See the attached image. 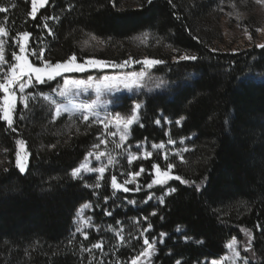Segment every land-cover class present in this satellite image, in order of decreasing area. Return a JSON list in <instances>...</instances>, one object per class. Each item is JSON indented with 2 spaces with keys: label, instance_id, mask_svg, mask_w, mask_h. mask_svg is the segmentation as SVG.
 <instances>
[{
  "label": "trees",
  "instance_id": "16d2710c",
  "mask_svg": "<svg viewBox=\"0 0 264 264\" xmlns=\"http://www.w3.org/2000/svg\"><path fill=\"white\" fill-rule=\"evenodd\" d=\"M18 4L7 19L10 41L20 31L31 32L33 41L46 33L43 16L60 17L51 26L55 39L45 52L53 63L73 52L80 59L96 56L121 61L132 51L129 39L148 28L167 36L173 49L198 57L157 67L161 73L170 68L177 77L188 72L198 76L172 101L161 95L146 97L140 116L143 126L132 129V142L163 140L165 132L155 123L163 113L185 117L182 134H196L188 162L176 170L196 184L177 181V192L152 217L150 238L160 233L174 236L154 264H175L176 260L201 264L204 258L224 254L231 238L241 237L245 230L253 233L254 264H264V82L243 80L249 72L264 73V49L213 50L197 33V0H172L171 4L157 0L150 5L147 0H116L115 7L111 0H50L35 20L28 15L30 0ZM69 4L74 5L72 11ZM89 36L104 43L91 40L87 45ZM154 48L149 55L164 59L163 46ZM65 121L71 119L65 115L53 123L50 115L35 111L25 123L17 118L14 132L0 120V147L6 150L0 163V264H81L80 243L71 236V229L76 210L94 197L85 182L70 173L85 158L102 127L76 119L78 129L69 130ZM17 139L26 140L31 152L25 174L15 167ZM180 227L192 241L176 235ZM119 254L125 260L132 255L127 250Z\"/></svg>",
  "mask_w": 264,
  "mask_h": 264
},
{
  "label": "rangeland",
  "instance_id": "374dc122",
  "mask_svg": "<svg viewBox=\"0 0 264 264\" xmlns=\"http://www.w3.org/2000/svg\"><path fill=\"white\" fill-rule=\"evenodd\" d=\"M19 1L20 0H0V6L9 8V11L7 13H0V26H4L7 28V19L10 17L11 12L19 6ZM13 4L15 5V7L12 6ZM196 5L199 6L197 33L205 37L206 41H208L213 50L219 52H239L251 49L253 47L260 48L257 45L264 44V3L257 2V0H197ZM58 22H60V19L48 21L50 28L52 25L54 26ZM51 29L53 30V28ZM257 29H261V31H257ZM53 33L54 35L50 36L48 35V32L46 30L45 34L35 37L33 41L31 38L30 47H36L37 49H39L41 46H44L47 48L50 41H53L55 39L54 30ZM144 33H147L148 35L145 36ZM249 35L251 36V39H249ZM166 37L167 36L152 28L142 30L138 34H134L129 39V47L132 51L130 52V55L126 57V59L131 57L138 60H142L145 57L162 59L159 57L157 58L154 56H150L149 52L153 51L155 49L154 47L163 46L165 52H163L164 59L162 60H165L166 63L157 65L152 69H146L141 64H132L125 68L108 67L103 70L93 69L85 73L66 74L64 78L67 79L86 80L89 77H92L94 78L93 84L87 90L77 89L75 86L69 85L68 87L70 95L68 97H60L58 94H54L56 100L64 105H67L68 107H73L74 105L88 104L93 100L98 99L99 106L95 109V111L101 117L114 113L115 111H119L121 115L129 116L132 114L131 109L133 103L139 102L142 104L143 108L145 99L148 96L161 95L164 96L168 101H172L179 93V91L190 86L198 75L195 72H188L183 77H177L176 73L173 74V70L172 74L170 73L171 69L168 67L167 68L169 72L167 73H161L157 71L158 66H166V64L169 63H177L174 58L183 53L192 54L189 52L173 49L171 46V42H166ZM4 39H6L7 41L5 45V57L6 59L10 60L11 51L16 50L15 45L12 43V41L9 40V36ZM91 40L92 38L89 36L86 39V44L88 45V42ZM97 44L99 45L100 43L97 42ZM93 57L98 58L96 56ZM31 59L35 61L34 57H32ZM126 59H123L121 61L106 59L104 60L115 63H122ZM36 62L39 63L38 61ZM134 71H147L148 75L142 81L144 87L135 88L134 90L129 91L124 89L122 85L114 89L104 88L103 86H101V91L97 93L96 86L97 84H100L103 76H124ZM243 80L249 82H264V73H261L259 71L249 72L244 76ZM57 84L62 85V78L57 77L55 81H51L47 85H40L38 88L32 91H35L37 93L43 91L47 93L50 88L56 87ZM57 91H59V89ZM117 100L119 102L114 103V101ZM69 101H71V103ZM19 105L20 104L18 103L17 114L23 111L21 105L19 108L20 111L18 110ZM30 107L32 110L24 113L26 118L24 120H20L21 123L27 122L31 118L32 113L35 111L41 112L43 116L50 115L52 119V111L48 105V102L40 100L35 104H31ZM65 115L67 114H62L61 117ZM68 117L69 119H71V121H65L64 127L68 128L69 130L78 129L77 127L79 126V124L77 123L76 119H82L81 113L76 112L74 116ZM180 118L181 117L168 116L163 113L159 114L158 120H160L161 123L157 125L160 130L165 132L166 135L165 138L160 141L144 139L139 142H132V129L135 126L133 125L130 138L125 147H130L131 151L135 153L138 151L136 145L141 144L144 145L147 150L152 151L153 156L150 160H136L131 165L127 163V155L124 154L121 149H116L115 145L112 143L113 139H116L118 141V137L113 138L111 136H107L102 125L96 123L102 127L101 134H105V138L108 139L109 143L107 145V148H105L104 145H101L99 149L93 150L91 146L89 151H108L113 156H116L118 162L115 163L114 166H110L108 171L105 172L104 179L100 181V188L97 189L94 187H87L94 197L93 201H86L83 203L85 204L90 202L93 205L92 208L86 209L83 213V219H88L92 224V227L85 229V231L88 233V242H86L84 236L81 233L76 232L77 226L81 223V217L78 210L83 204L75 212L71 229V236L76 240L75 242H77L78 244L80 243L81 253L78 255V259L81 264H101V262H103V264H117V262H119V264H130L131 260L140 251L143 250L144 246L142 244V238L138 239V237L141 236L142 229L147 227V223H151L153 217L151 216V212H158L160 207L165 204L164 203L163 205H160L155 196L162 195L167 187H176L177 182L176 180H171L167 185L163 187L157 185L152 189H148L147 187H145V185L149 183L153 178L151 164L160 163L163 167L164 161L162 159V155L164 151H168L169 153H171L173 149L187 148L188 151L182 153L184 156V162H181L178 157L170 155V161L176 165L173 174L178 175V173L176 172L177 167L188 162L191 153L195 148L194 140L196 138V134L192 133L189 135H183L181 128L185 119L181 122L182 126L178 127L175 123ZM166 121H171L172 123L168 124L166 123ZM112 130L114 129L110 126L109 131ZM169 132L171 138L177 142L175 146L167 144L169 136L166 133ZM181 139L184 140L183 144L180 143ZM161 142L165 144V149L156 150L151 147L152 144H159ZM96 143H99V140H96L94 144ZM5 153V148L0 147V163L3 160V156L5 155ZM86 159L90 161V167L99 166V163L95 161L94 156L88 157L86 154L85 158L76 167H78ZM106 159L107 157H102V160L106 161ZM141 166L145 168V173L137 178V182L141 185V191H130L127 193L119 191L113 194V189L110 186L111 175H117L118 181L122 182L124 179L130 178L127 176V173L129 171H138L139 167ZM82 176L83 179L81 180L85 182V185H94L96 183V180L98 179L97 173L82 172ZM128 187L134 188L135 185L130 184L128 185ZM153 193L155 194L154 198L151 201H148V203H144L143 201L147 198V196ZM105 197H107V203H105ZM166 199L167 197L165 198V201ZM128 200H135L137 203L135 205H130L128 203ZM107 211L112 212V215H107ZM145 216L149 218L148 221H145L143 219V217ZM137 220L140 221L139 225L136 224ZM110 228L115 230H119L121 228L124 229V232L122 234L125 236L126 243L120 244L115 236L114 231L109 230ZM177 229L176 235L182 236L183 241H192V237L186 236L185 228L180 227L179 231ZM246 231H250L252 233L251 230H245L244 235H241V237L234 236L226 244V251L224 254L218 255L214 258H204L201 261V264H210V262L214 259L220 261L223 260L224 257H231V252L228 249L227 245L232 240L237 241V250L240 251L241 258H245L247 264H254V259L253 257H251L252 255L250 251H246V249H249L251 247L253 239L251 240V242H249V237L246 235ZM172 237L174 236L167 234L163 238V244L159 243L160 236L153 238L149 237V239L150 241L156 242L159 254L162 248L167 247L166 241ZM185 237H187V239H185ZM73 238L71 240H73ZM174 240H177V238H174ZM99 241H103L104 243L103 251L93 249L92 255H89L88 252H85L83 250L84 248H91L93 243ZM123 250H127L129 251V253H132V255L127 260L120 258L119 256V253H121ZM93 257H95V259H93ZM155 258L156 256L153 257V264L155 262ZM225 264H230V262L225 261ZM235 264H239V261L235 262Z\"/></svg>",
  "mask_w": 264,
  "mask_h": 264
},
{
  "label": "snow or ice",
  "instance_id": "6c2138e0",
  "mask_svg": "<svg viewBox=\"0 0 264 264\" xmlns=\"http://www.w3.org/2000/svg\"><path fill=\"white\" fill-rule=\"evenodd\" d=\"M257 2L264 3V0H257ZM31 10L28 15L32 20L37 18V13L40 9L45 8L49 4V0H30ZM113 7H115L116 0H111ZM147 3L152 4V0H147ZM169 3H172V0H169ZM15 7V5H12ZM74 5H68V11H72ZM9 11L8 7L0 6V13H7ZM58 16H43L42 27L47 30L48 35H54L53 30L50 28L48 21L50 20H59ZM257 31H261V29H257ZM147 36V33H144ZM9 36V30L0 26V120L6 123V126L12 131H17L14 128L15 120L18 118L19 120H24L26 117L24 115L25 112L31 111V104H35L36 102L42 100L48 102V105L52 111V122L55 121L62 116V114H67L68 116H74L76 112L81 113L82 121L87 124L90 120L93 123H99L102 125L105 130V134L107 136H111L113 138L118 137V141L113 139L112 143L115 145L116 149H121L124 154L127 155V163L131 165L136 160H150L153 156V152L147 150L144 145L137 144V152H132L130 147H125L127 144L131 129L133 125L140 124V112L142 109V104L139 102H134L131 115L124 116L121 115L119 111H115L109 115L101 117L95 109L99 106V101L93 100L91 103L84 105H74L73 107H68L56 100L54 94H58L60 97H68L70 95L69 85L75 86L77 89H85L87 90L93 84L94 78L89 77L88 79H67L64 78L66 74L71 73H85L90 70H103L108 67L113 68H125L132 64H141L146 69H152L157 65H161L166 63L165 60L149 58L145 57L142 60L128 58L124 60L122 63H115L106 61L104 59L95 58L93 56L84 57L83 59L78 58L77 54L73 52L66 59L61 61H57L53 63L51 60L45 58V52L47 48L41 46L39 49L36 47H30V40L32 38V33L29 31H20L16 33L14 37H12V43L15 45V49L10 53V60L5 57V45L7 43L6 39ZM92 40H96L98 43H104L102 40H98L96 36L91 37ZM249 39L251 36L249 35ZM87 43V41H85ZM258 47L264 49V44L257 45ZM35 58V61L31 59ZM176 62L179 61H195L198 57L195 54L183 53L178 57L174 58ZM38 61L39 63H37ZM148 75L147 71L141 72H131L128 75L124 76H103L100 84H97L96 91L99 93L101 91V86L104 88L114 89L123 86L126 90H134L135 88L144 87L142 81ZM57 77L62 78V85L57 84L56 87L50 88V90L45 93L43 91L37 93L32 91L38 88L40 85H47L51 81H55ZM59 89V91H57ZM19 94V95H18ZM71 103V101H69ZM119 101H114V103H118ZM20 104L23 111L17 115V104ZM38 106V105H37ZM184 117L178 119L175 123L176 125L182 126V120ZM156 124H160V120L155 121ZM166 123L171 124V121H166ZM110 126L114 129L109 131ZM105 134H101L97 137L99 143L93 144V150L99 149L101 145H104L107 148L109 143L108 139L105 138ZM169 138L167 144L176 145V141L171 138L170 132L166 133ZM180 143L183 144L184 140L181 139ZM16 151H15V167L18 169L20 174H25L28 172L29 167V157L31 156V152L28 150L27 141L24 139H17L15 141ZM51 147L55 148L56 145L53 144ZM151 147L156 150L165 149V144L163 142L159 144H152ZM188 149H173L171 153L168 151H164L162 155V159L164 161V166L162 167L160 163H152V179L149 183L145 185L148 189H152L154 186H165L171 180L179 181L181 184L189 185L196 184V181L184 179L180 175H174V169L176 165L170 161V155L174 157H178L181 162H184L183 152H187ZM88 157H93L95 161L99 163L97 167H90V161L87 159L84 160L78 167L74 168L70 175L73 179H83L82 172L84 173H97L98 179L94 185H85L86 187H94L100 188V181L104 179L105 172L108 171L110 166H114L117 163L116 156H113L108 151H89L87 153ZM102 157H107L106 161L102 160ZM7 172V169H5ZM145 173L144 167H139L138 171H129L127 176L130 178L124 179L122 182L118 181L117 175L113 174L110 177V186L113 189V194L115 192H130L141 191V185L137 182V178ZM202 183V182H201ZM135 185L134 188L128 187V185ZM197 191L200 190V186L197 185ZM177 192L176 187H167V189L160 196H155V194L148 195L147 198L143 201L144 203H148L151 201L154 196L158 200L160 205L165 203V198L171 196ZM105 203H107V197L104 198ZM130 205H135L137 202L135 200H128ZM92 204L85 203L78 210L81 223L77 226L76 232L81 233L84 236V239H88V233L85 231L86 228L92 227V224L88 219H83V213L86 209L92 208ZM107 215L111 216L112 212L107 211ZM157 212L152 211L151 216H156ZM163 216L160 217L163 220ZM145 221H148L149 218L147 216L143 217ZM140 221L137 220L136 224L139 225ZM152 224L147 223V227L142 229L141 236L138 239L142 238L143 250L140 251L130 262V264H153V257L158 255V250L155 241H150L148 233L152 230ZM256 227H259L257 225ZM110 231H114L116 238L120 242V244L126 243L125 236L122 234L124 229H109ZM179 231V228L177 229ZM159 243H164V237L167 235L166 233H160ZM246 235L249 237V242L253 239L252 233L250 231H246ZM187 239V237H185ZM71 242V241H70ZM197 243H203V241H197ZM228 249L231 252V257H224L223 260H212L210 264H225V261H229L230 264H235V262L239 261V264H247L245 258H241L240 251L237 250V241L232 240L228 245ZM104 243L103 241H99L93 243L91 248H84L85 252H88L89 255H92V250L97 249L103 251ZM252 249H246V251H251ZM171 254V253H169ZM95 259V257H93ZM103 264V262H101ZM119 264V262H117ZM175 264H181L180 260H176Z\"/></svg>",
  "mask_w": 264,
  "mask_h": 264
}]
</instances>
